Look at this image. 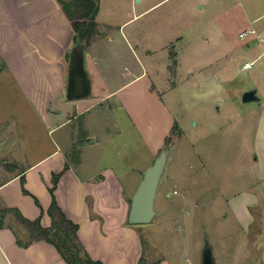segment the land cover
Here are the masks:
<instances>
[{"label":"crops","instance_id":"obj_1","mask_svg":"<svg viewBox=\"0 0 264 264\" xmlns=\"http://www.w3.org/2000/svg\"><path fill=\"white\" fill-rule=\"evenodd\" d=\"M107 1L100 0L99 3L97 22L100 34L85 45L73 43L74 29L58 0H0V73L7 74L17 85L48 133H61L50 138L48 143L40 142V148L49 144V150L28 161L26 153L17 149L18 132L9 126L0 127V213L17 208L26 218H40L42 225L49 227L52 219L47 210L52 201L53 175L70 163L57 182L55 196L67 217L78 224L82 245L93 259L104 264H137L145 250L138 226L128 221L129 196L138 187L143 166L128 164L124 157L112 158V152L107 158L103 153L100 158H91L87 162L80 155L76 164L70 160L65 148L72 142L74 132H82L83 137L78 142L81 147L78 148H87L91 154L99 148L109 150L108 143L115 136L126 137L128 134L125 135L118 122L111 127L106 122L101 127L95 125L91 112L97 107L105 109L107 101L117 95L123 105V100L128 101V95L133 93L152 96L155 91L161 93L152 73L156 76L159 67L168 72L172 61L178 71L183 67L181 50L176 49L175 42L186 36L184 31L191 27L197 9L202 11L206 6L228 5L232 1L175 0L169 8L150 15L166 0H135L136 3L130 2L127 9L123 0H117L121 2L122 17L117 16L116 10L103 7ZM254 7L251 5L250 10L255 11ZM253 13L252 22L259 21L264 15ZM138 19H143L140 27L126 30ZM166 20L172 21L168 27ZM202 32L196 43L189 40L190 52H197L195 46L199 44L201 49L208 45L207 37L211 34L206 25ZM77 45L83 46L91 92L71 99L67 91L70 52ZM170 47L175 48L170 50ZM159 51L164 55L157 57ZM198 52L204 55L206 51ZM204 61L202 64L194 59L193 65H186L193 70L186 72L187 77H199L200 83L207 82L210 74L207 77L205 71L197 73V69L207 68ZM118 69L122 70L118 72ZM145 78L148 79L145 89L139 87L142 85L136 86L131 93H123L125 97L122 99V92ZM126 106L125 103V109ZM253 113L256 118L252 143L253 180L248 188L230 200L243 228L256 222L260 214L258 208L264 200V101L254 108ZM126 117L133 119L130 112ZM134 124L138 127L136 122ZM64 127L72 130L59 132ZM137 129L142 134L140 128ZM144 138L147 146V136ZM162 142L150 145L152 155ZM2 216L0 264H68L55 245L46 240H36L28 246L18 244V237L24 238L27 234L24 226L17 222L12 212ZM257 237H262L264 244V223L260 224ZM146 264L169 263L164 258Z\"/></svg>","mask_w":264,"mask_h":264},{"label":"rangeland","instance_id":"obj_2","mask_svg":"<svg viewBox=\"0 0 264 264\" xmlns=\"http://www.w3.org/2000/svg\"><path fill=\"white\" fill-rule=\"evenodd\" d=\"M231 1L228 5L197 9L191 27L184 31L186 36L175 42L176 49L181 50L183 67L178 71L172 61L168 72L159 67L156 76L152 73L161 93L155 91L153 96L133 93L128 95V101L123 100V105L117 95L107 101L106 106H112L111 109L97 107L91 112L95 125L101 127L106 122L107 126H112L118 122L128 135L115 136L108 143L109 150L99 148L94 151L95 156L89 149L81 148L80 155L86 162L98 159L103 153L107 158L112 152V158L124 157L128 164L142 165L145 170L160 154L163 143L168 149L155 200L156 215L149 223L134 224L144 240L146 263L165 258L169 264H202L208 243L216 264H264L263 239L257 237L260 224L264 223V200L261 199L256 222L249 228L240 225L230 204L232 197L248 188L253 180L252 143L256 125L253 112L264 101V15L255 22L250 21V17L253 12L264 13V0ZM122 2L126 9L130 2L136 3L135 0ZM174 2L166 0L150 15L169 8ZM119 3L108 0L103 7L116 10L117 16L122 17ZM251 5L255 6V11L250 10ZM142 20L133 21L126 30L140 27ZM169 23L172 21H165L166 27ZM205 25L211 34L204 47L206 52L204 55L198 52L204 50L200 44L195 46L197 52H190L192 45L189 47V44L200 40ZM172 48L175 47L170 50ZM163 55L161 51L156 54L157 57ZM194 59L202 64L206 60L207 68L197 69V73L205 71L207 77L210 74L207 82L200 83L199 77H187L186 72L192 69L186 65H193ZM247 61L253 65L245 69ZM0 75V127L9 126L18 132L17 149L25 152L27 160L31 161L49 150V144L40 148V142L48 143L61 133H48L17 85L4 72ZM147 80L122 92V99L136 86L142 85L139 87L145 89ZM249 90H256L259 100L244 101L243 94ZM127 112L142 134L126 117ZM175 124L177 128L172 131ZM70 129L64 127L59 132ZM82 137V132H74L72 142L65 148L70 160L73 148L81 147L78 142ZM166 137H169L168 143ZM160 141L162 144L152 155L150 145L155 146Z\"/></svg>","mask_w":264,"mask_h":264},{"label":"trees","instance_id":"obj_3","mask_svg":"<svg viewBox=\"0 0 264 264\" xmlns=\"http://www.w3.org/2000/svg\"><path fill=\"white\" fill-rule=\"evenodd\" d=\"M58 2L74 29L73 43L90 44L92 39L100 34L97 22L100 0H58ZM176 128L177 124L174 125L172 131ZM168 140L169 137L166 138V143H168ZM75 148H73L72 162L77 164L79 162L80 149L78 147ZM69 167L70 163H66L60 172L53 175L54 184L50 188L52 201L47 210L52 219L49 227H44L40 218L34 220L26 218L17 208L3 210L0 213V226L4 223L2 214L12 212L17 222L22 224L27 232L24 238L18 237V244L21 246H28L36 240H46L55 245L68 264H104L103 261L95 260L88 254L79 239L78 224L67 217L56 199L55 187L57 182ZM24 192L28 193L25 188ZM137 264H146L144 255H142Z\"/></svg>","mask_w":264,"mask_h":264},{"label":"water","instance_id":"obj_4","mask_svg":"<svg viewBox=\"0 0 264 264\" xmlns=\"http://www.w3.org/2000/svg\"><path fill=\"white\" fill-rule=\"evenodd\" d=\"M68 96L77 99L91 92V80L84 64L83 46L77 45L70 52ZM244 101L258 100L256 90L243 94ZM168 158L166 145L161 146V152L153 163L145 170L143 177L132 196L128 221L131 224L149 223L156 215L155 200ZM202 264H216L212 247L206 244L203 251Z\"/></svg>","mask_w":264,"mask_h":264},{"label":"built area","instance_id":"obj_5","mask_svg":"<svg viewBox=\"0 0 264 264\" xmlns=\"http://www.w3.org/2000/svg\"><path fill=\"white\" fill-rule=\"evenodd\" d=\"M241 35H243V33H242ZM259 38H260V41H262V38H261V37H259ZM252 65H253V62H251V61L246 62V63L244 64V68H245V69L251 68Z\"/></svg>","mask_w":264,"mask_h":264}]
</instances>
